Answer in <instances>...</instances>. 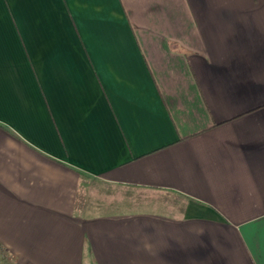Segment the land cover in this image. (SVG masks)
I'll use <instances>...</instances> for the list:
<instances>
[{"label":"crops","instance_id":"obj_1","mask_svg":"<svg viewBox=\"0 0 264 264\" xmlns=\"http://www.w3.org/2000/svg\"><path fill=\"white\" fill-rule=\"evenodd\" d=\"M0 15L6 264H264V0Z\"/></svg>","mask_w":264,"mask_h":264},{"label":"trees","instance_id":"obj_2","mask_svg":"<svg viewBox=\"0 0 264 264\" xmlns=\"http://www.w3.org/2000/svg\"><path fill=\"white\" fill-rule=\"evenodd\" d=\"M0 251H1V256H2V259H3V264H6L7 261H10V263H12V261H13L12 257L8 256L7 253H5L2 248H0Z\"/></svg>","mask_w":264,"mask_h":264},{"label":"rangeland","instance_id":"obj_3","mask_svg":"<svg viewBox=\"0 0 264 264\" xmlns=\"http://www.w3.org/2000/svg\"><path fill=\"white\" fill-rule=\"evenodd\" d=\"M5 6H6V0H0V9L1 8H5ZM0 17H1V15H0ZM5 263V262H4ZM0 264H3V259H2V256H1V251H0Z\"/></svg>","mask_w":264,"mask_h":264}]
</instances>
